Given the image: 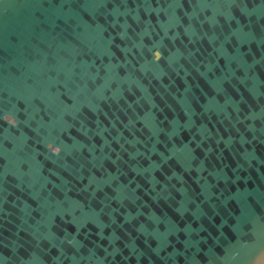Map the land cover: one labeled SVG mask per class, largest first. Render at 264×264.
Returning a JSON list of instances; mask_svg holds the SVG:
<instances>
[{
	"label": "water",
	"instance_id": "water-1",
	"mask_svg": "<svg viewBox=\"0 0 264 264\" xmlns=\"http://www.w3.org/2000/svg\"><path fill=\"white\" fill-rule=\"evenodd\" d=\"M0 264H264V0H0Z\"/></svg>",
	"mask_w": 264,
	"mask_h": 264
}]
</instances>
